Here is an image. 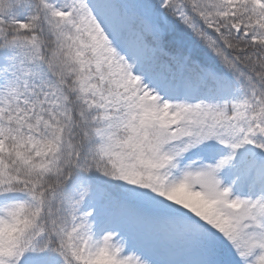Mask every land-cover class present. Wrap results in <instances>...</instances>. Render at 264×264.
Wrapping results in <instances>:
<instances>
[{"label":"snow or ice","instance_id":"6c2138e0","mask_svg":"<svg viewBox=\"0 0 264 264\" xmlns=\"http://www.w3.org/2000/svg\"><path fill=\"white\" fill-rule=\"evenodd\" d=\"M0 264H264V0H0Z\"/></svg>","mask_w":264,"mask_h":264}]
</instances>
